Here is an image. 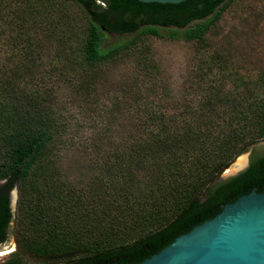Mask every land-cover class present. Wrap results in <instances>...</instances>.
<instances>
[{"label": "rangeland", "instance_id": "rangeland-1", "mask_svg": "<svg viewBox=\"0 0 264 264\" xmlns=\"http://www.w3.org/2000/svg\"><path fill=\"white\" fill-rule=\"evenodd\" d=\"M170 29H160L162 36L105 34L100 54L128 44L90 61L83 53L88 20L76 2L0 0V164L17 126L52 135L21 185L20 227L28 234L90 237L100 222L115 220L108 213L114 195H148L177 152L154 156L148 134L158 126L145 123L150 114L173 121L167 132L198 138L264 101V0H234L202 41ZM255 146L264 148V139L245 145L216 181ZM55 185L66 197L56 196L64 191ZM20 231L12 222L0 243L12 250L0 264L43 263L18 246Z\"/></svg>", "mask_w": 264, "mask_h": 264}, {"label": "trees", "instance_id": "trees-1", "mask_svg": "<svg viewBox=\"0 0 264 264\" xmlns=\"http://www.w3.org/2000/svg\"><path fill=\"white\" fill-rule=\"evenodd\" d=\"M73 1L88 20L84 57L97 61L113 56L128 44L100 54L103 37L110 33L162 36L160 29L171 28V36L182 29L184 40L202 41L204 34L234 0ZM144 121L147 125L158 126L156 133L148 134L147 144L152 145L154 156H163L175 148L177 152L169 153L148 195L134 200L125 191L114 195L113 210L108 213L115 220L108 219L110 224L100 222V228L92 231L90 237L59 232L36 237L20 227L21 202L25 195L21 185L44 155L52 135L45 129L17 126L0 164V181L4 180L0 183V243L6 241L11 224L15 222L21 229L18 246L44 260L39 264H135L213 217L221 205L234 201L254 187L264 191V159L252 162L226 180L216 181L245 145L264 139V101L256 107L249 104L246 110L230 114L198 138L190 136L186 132L189 130L167 132L168 123L173 124V121H167L164 116L150 114ZM142 151L137 150L138 153ZM14 186L19 187L15 210L10 198ZM54 187L57 192L64 191L56 195L58 198L66 197L65 188Z\"/></svg>", "mask_w": 264, "mask_h": 264}, {"label": "water", "instance_id": "water-1", "mask_svg": "<svg viewBox=\"0 0 264 264\" xmlns=\"http://www.w3.org/2000/svg\"><path fill=\"white\" fill-rule=\"evenodd\" d=\"M138 1L179 3L184 0ZM246 165L247 156L242 167L224 174L221 179L238 174ZM14 196L15 191L11 190V206ZM135 264H264V191L254 187L221 205L213 217Z\"/></svg>", "mask_w": 264, "mask_h": 264}, {"label": "flooded vegetation", "instance_id": "flooded-vegetation-1", "mask_svg": "<svg viewBox=\"0 0 264 264\" xmlns=\"http://www.w3.org/2000/svg\"><path fill=\"white\" fill-rule=\"evenodd\" d=\"M261 159H264V148L260 147V146H255L253 148H250L248 150V154H247V165L245 166L244 169L249 167L252 162H256V161L261 160ZM224 180H226V179H224ZM219 181H222V179L218 180V182ZM259 192H261V191H259Z\"/></svg>", "mask_w": 264, "mask_h": 264}, {"label": "bare ground", "instance_id": "bare-ground-1", "mask_svg": "<svg viewBox=\"0 0 264 264\" xmlns=\"http://www.w3.org/2000/svg\"><path fill=\"white\" fill-rule=\"evenodd\" d=\"M245 161H246V157H245V158H240V159H238V160L234 163L232 170H236V169L242 167V166L245 164ZM11 245H12V244H11ZM11 250H12L11 246H7V247H5V248H2V249H0V255L7 254V253H9Z\"/></svg>", "mask_w": 264, "mask_h": 264}]
</instances>
